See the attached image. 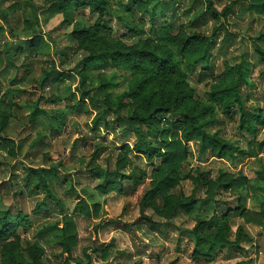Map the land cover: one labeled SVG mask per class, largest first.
<instances>
[{
    "label": "clouds",
    "instance_id": "clouds-1",
    "mask_svg": "<svg viewBox=\"0 0 264 264\" xmlns=\"http://www.w3.org/2000/svg\"><path fill=\"white\" fill-rule=\"evenodd\" d=\"M84 2L0 0V264H264V2Z\"/></svg>",
    "mask_w": 264,
    "mask_h": 264
},
{
    "label": "rangeland",
    "instance_id": "rangeland-1",
    "mask_svg": "<svg viewBox=\"0 0 264 264\" xmlns=\"http://www.w3.org/2000/svg\"><path fill=\"white\" fill-rule=\"evenodd\" d=\"M85 3H87V0H86ZM168 8H169V6L167 4V6L165 7V12H166V10ZM204 11L205 10L203 8H201L200 10H198V12L196 13V15L193 17V20L195 21V20L199 19L201 16H203ZM165 12H164V14H165ZM111 75L114 76L115 73H112ZM143 78H144V73L139 72V71H136L135 74H134V76H133L132 82L129 83V84H127V85H125V87L123 89V92H128V91L134 89L135 87H137L139 85V82H141L143 80ZM223 83L226 84L225 82H222L221 84H223ZM174 88H175V85L174 84L169 85L167 91L170 93V92H172L174 90ZM154 90H155L154 87L152 89H145V91L142 93V97L143 98H147L151 94V91H154ZM123 92L121 94H123ZM118 101H119V97H117V102ZM184 103H185V106H187V107L195 108V112L196 113H199L201 111L202 107H203V106H195L191 101H185ZM171 202L174 203L175 200H173Z\"/></svg>",
    "mask_w": 264,
    "mask_h": 264
},
{
    "label": "trees",
    "instance_id": "trees-1",
    "mask_svg": "<svg viewBox=\"0 0 264 264\" xmlns=\"http://www.w3.org/2000/svg\"><path fill=\"white\" fill-rule=\"evenodd\" d=\"M262 2H264V0H262ZM137 4L139 5V6H141V7H143V5L142 4H140V0H137ZM77 6H83V7H91L92 8V10L95 12V11H102V6H103V0H100V2L99 3H96V2H94V0H87V3H82L81 5H76V4H73L72 5V7H77ZM167 6V3H165V4H163L161 7H160V9H159V14L160 15H164V12H165V7ZM169 6V5H168ZM195 35V33H190L189 34V36H185L184 37V39L185 40H188V39H190V37L191 36H194ZM196 58H198V57H193V59H196ZM222 83V82H221ZM219 84L215 89H214V91H221V92H223L224 90H225V88L227 87V85L226 84ZM225 87V88H224ZM200 123H202V122H197V124H195V125H193V127L195 128V127H197ZM176 202V201H175ZM174 202V203H175ZM185 202H187V201H185Z\"/></svg>",
    "mask_w": 264,
    "mask_h": 264
}]
</instances>
